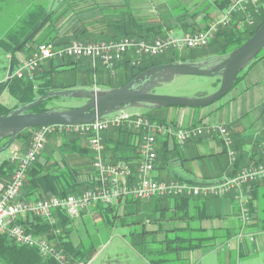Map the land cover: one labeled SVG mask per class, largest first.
Returning a JSON list of instances; mask_svg holds the SVG:
<instances>
[{"label":"crops","instance_id":"crops-1","mask_svg":"<svg viewBox=\"0 0 264 264\" xmlns=\"http://www.w3.org/2000/svg\"><path fill=\"white\" fill-rule=\"evenodd\" d=\"M236 1L72 0L68 2L47 0L45 6L49 11H54L53 17L33 41L15 56L6 55L0 49V81L5 80L12 70H16L22 62L30 58L37 45L46 40L53 39L55 42L65 44L64 46H69L73 43H92L91 39L95 37L116 38L122 33L117 30L127 26L130 19L136 23L131 26L133 35H139L144 32L142 30L151 27L160 31L159 35L151 32V42L169 37H182L204 30L219 20ZM27 5V0H11L3 6L0 13V39L4 38L13 27L20 23L25 14L34 8L28 10ZM17 7L24 8L20 16L11 14ZM233 19L237 21L239 15H235ZM124 38L132 37H121V39ZM216 57L223 56L213 54L196 62ZM85 62L87 61L79 65L82 71L87 69ZM90 63L93 67L97 66L92 61ZM211 79L213 91L196 92L187 96L197 97L216 92L220 87L221 79ZM87 87V85L83 86L82 89ZM96 89L101 90L98 87ZM152 111L153 116L177 128L223 126L228 130L232 141L230 148L223 138L213 135L204 136L185 145H180L173 140L160 143L159 159L153 173L157 181H177L188 184L216 183L226 175L262 164L264 163V58L251 66L220 101L209 107H172ZM135 112L142 113L139 110ZM140 134L137 131L119 133L116 130H110L106 132L104 134L106 160L108 162L126 161L135 172L141 162L142 137L140 138ZM72 138L73 136L59 135L49 137L45 150L40 155L39 163L46 172H52L54 175L71 172L75 175L73 183L97 187V179L92 169L93 154L88 142L83 139L74 143L70 141ZM28 147L21 144L16 146L20 154L24 153ZM85 149H88V152ZM229 149L237 152L235 166L230 163ZM13 164L16 167L17 164ZM56 187L62 190L68 186L61 179ZM85 192L70 195L80 196ZM52 196L49 192L38 191L29 197L25 195L24 201H39ZM127 200L114 207L125 208V204L131 201V199ZM152 203L151 213L156 221H149L147 228L152 232L153 247L160 248L153 251L154 253L163 249V243L167 239L166 233L172 231H180L187 243L197 247L195 250L182 252L178 259L175 256H167L169 261L166 264H243L264 260V180L254 186L251 199L248 200L255 222L247 228H243L240 206L234 194L223 198L177 197L155 200ZM106 207L97 205L85 209L78 219L70 218L71 222L79 221L80 223L82 220L85 222L86 217L92 218V221L99 219L102 217L100 209ZM58 214L60 213L57 211L55 215ZM36 218L39 217H24L21 223L36 228ZM90 221L86 220L87 223ZM71 227H74L73 222ZM82 232L86 233L84 230ZM242 233L243 237L240 238ZM49 234L44 235L49 236ZM55 236L57 241L51 239L57 244L59 237ZM68 237L77 249L81 247L82 243L77 242L71 233ZM252 237L254 240L251 239ZM226 243H230L231 247L220 251L222 245ZM154 253L150 254L149 264H154L153 260L160 262L159 256ZM96 256L97 254L93 259Z\"/></svg>","mask_w":264,"mask_h":264},{"label":"built area","instance_id":"built-area-1","mask_svg":"<svg viewBox=\"0 0 264 264\" xmlns=\"http://www.w3.org/2000/svg\"><path fill=\"white\" fill-rule=\"evenodd\" d=\"M263 0H237L216 22L204 30L182 37H169L147 42L138 38H124L119 41L100 43H73L56 47L54 43H41L32 56L7 75L12 78L34 80L37 70L48 60L65 58L88 59L94 65L101 63L112 76L128 55H133L135 65H140L145 57L164 55L166 51L207 47L221 29L235 26L239 31L253 28L256 15ZM239 15L234 21L233 17ZM126 128L141 133V162L136 171L126 161L108 162L105 157L104 134L110 130ZM87 137L93 154V168L96 173L97 187L87 190L80 196H52L44 200L26 202L22 200V191L28 172L45 150L51 136ZM207 135L221 137L230 148L232 145L228 130L219 125L192 126L177 128L172 125L150 120L135 111H122L92 124L66 126L55 125L37 128L32 135L28 149L20 154L15 148L11 161L16 163L15 170L5 187L0 190V234L10 238L18 247H27L38 251L44 259H53L55 264H73L66 251H63L49 237L35 235L20 221L24 217H39L51 226H57V211H66L72 219H78L81 212L97 205L114 206L120 202L153 201L176 199L177 197L223 198L235 195L240 206L243 228L254 224V217L248 200L254 186L264 180V163L244 168L232 175H226L216 183L188 184L177 181L160 182L153 173L158 159L159 144L173 140L185 145ZM230 163H237V152L229 149ZM55 230V235H60ZM243 237V233L239 236ZM254 240V237L251 238ZM230 243L222 245L220 251L230 248Z\"/></svg>","mask_w":264,"mask_h":264},{"label":"trees","instance_id":"trees-1","mask_svg":"<svg viewBox=\"0 0 264 264\" xmlns=\"http://www.w3.org/2000/svg\"><path fill=\"white\" fill-rule=\"evenodd\" d=\"M11 0H0V13L3 6ZM68 2L72 0H66ZM260 13L256 15V25L253 28L245 29L239 31L235 28V26H230L227 28H223L220 32L216 35L215 39L209 45H216V51L214 54L219 56H226L230 52L234 51L235 49L239 48L243 45L247 40H249L255 32L259 29V27L264 22V0L260 5L259 8ZM53 12L49 11L48 7L39 4L34 6L32 10H29L25 17L22 18L20 23L13 27L8 34L2 39H0V49H2L6 55L15 56L17 52L23 50L33 39L37 36V34L43 29V27L51 20L53 17ZM132 24H136L132 19H130V23L127 26H123L121 30V36L116 38H110L109 36H104L101 38H92V43L97 42H109V41H119L121 37H132L145 40L147 42H151V34L159 35L160 31H157V28H149L144 29L141 34L133 35V29L131 28ZM152 32V33H151ZM54 43L56 47H62L65 44L55 42L53 39H49L44 41L43 43ZM39 43L37 47L40 45ZM208 45V46H209ZM36 50V49H35ZM33 51V53L35 52ZM32 53V54H33ZM31 54V56H32ZM264 58V50L259 53V55L253 60L244 70H242L236 78L234 86L240 81L241 77L245 74V72L253 66L255 63L260 61ZM85 62L87 65V69L84 71H94L96 67H93L90 63L91 60H86ZM136 61V58L133 55H129L128 58H125L119 65L118 70L122 74V79L124 80L123 83L120 85L115 86L114 88L121 87L129 83L132 79H134L138 74L142 73L143 71L147 70L150 67L174 63L177 62L175 59H170L166 62H149L144 58L140 65H135L133 62ZM195 61V60H192ZM83 61L74 60V59H62V60H48L40 68L37 70L34 80L28 79H19V78H12L10 80H3L0 81V115H4L9 113L10 111L18 108L21 105L31 103L38 98L47 95L50 92L56 90H66L70 89L71 87L65 85L64 83L58 82V77L65 72L75 70ZM186 62V60L184 61ZM14 63V61H13ZM88 64L92 67L91 69L88 68ZM12 70L11 72H13ZM82 71V70H81ZM84 86L92 87L94 84L89 79V81L84 82ZM233 86V87H234ZM7 93L9 96L16 100V104L13 108H8L2 102L3 95ZM48 101V100H47ZM49 110L46 108V101L42 104L34 107L31 109V112H43ZM145 116L144 113H141ZM146 117V116H145ZM150 120L156 121L154 119L149 118ZM158 122L164 123L163 120H159ZM37 128L32 130H28L23 132L15 141L16 145L21 144L24 146H29L33 132ZM119 133H130V131L126 128L123 129H114ZM52 137V136H51ZM141 138V134H140ZM10 137L5 138L0 142V148L4 147L9 142ZM85 139L88 142L87 137H77L73 136L70 140L72 142H79ZM105 144V141H104ZM89 149V148H88ZM88 149L85 151L88 152ZM90 152V150H89ZM159 148H158V159H159ZM40 158V157H39ZM39 158L37 162L32 166L30 171L28 172V176L22 191V200L25 199V195L27 197L32 196L35 192L44 191L46 193H50L51 196H58V197H67L70 194L79 195L82 191H87L90 189H94V186H85L83 183H73L75 182V175L71 172L67 173H59V174H52V172H46V169L41 166L39 163ZM157 159V161H158ZM127 160V159H126ZM56 169V168H55ZM93 173L96 179V173L93 168ZM15 170V165L10 161V159H6L0 164V176L5 175L10 180L13 172ZM63 179L66 182V189L59 190L56 187V184ZM72 179V181H70ZM81 188V190H78ZM133 203L127 202L126 205ZM127 209V207H126ZM120 209L117 206H107L106 208H101L100 213L101 216L112 214L114 218L119 217ZM60 214L57 216L55 215L58 225L51 226L46 221L42 222V219L36 218L35 223H37L36 228L26 226L30 232L33 234H37L40 236H46L52 238L54 241H57V237L55 236L54 231L60 230V234L58 235L59 240L57 245L63 251H66L69 257L71 258L72 262L78 264L82 262L84 264H88L93 257L97 254L98 250H96L95 242L89 244L88 246L85 244L81 245L79 249H77L73 242L68 237L69 230H66V226L72 224L71 219L68 215H66V211H58ZM56 214V213H55ZM21 223V221H20ZM23 224V223H21ZM142 232L143 237L145 239L146 236V229H143ZM53 232V233H50ZM50 233V234H49ZM49 234V236L44 235ZM167 239L164 241V247L159 252L154 253V255L159 256L160 262H154V264H166L169 259L167 256H175L177 259L182 252L185 251H192L195 250L197 247L191 246L190 243H187L184 239L183 235L180 231H172L167 232ZM94 241V240H93ZM150 259V255L147 254ZM0 264H55L53 259H44L41 254L36 251L35 249L27 248V247H18L16 246L13 241L5 235L0 234Z\"/></svg>","mask_w":264,"mask_h":264},{"label":"water","instance_id":"water-1","mask_svg":"<svg viewBox=\"0 0 264 264\" xmlns=\"http://www.w3.org/2000/svg\"><path fill=\"white\" fill-rule=\"evenodd\" d=\"M264 50V22L243 45L226 56L208 58L201 62H174L148 68L124 86L109 90L66 89L48 93L37 100L0 115V142L10 137L0 148V154L9 150L17 138L34 128L92 124L122 111L154 110L169 107L206 108L220 101L234 86L237 76ZM183 76L220 78L219 89L210 95L176 97L157 94L156 91ZM79 98L87 102L69 110L31 112L43 102L56 98ZM96 256L90 264H94Z\"/></svg>","mask_w":264,"mask_h":264},{"label":"rangeland","instance_id":"rangeland-1","mask_svg":"<svg viewBox=\"0 0 264 264\" xmlns=\"http://www.w3.org/2000/svg\"><path fill=\"white\" fill-rule=\"evenodd\" d=\"M46 2L47 0H27V8L29 10V8H32L40 3L45 5ZM22 10L24 11V8H14L11 14L14 16H20L23 12ZM215 51L216 45H209L203 48H186L182 51L171 49L166 51L164 55L145 58L149 62H166L170 59H175L177 62H184L185 60L187 62L192 60L200 61L210 55H213ZM86 60L87 59H82L81 61ZM88 68H92L90 64H88ZM57 79L59 83H64L65 85L70 86V89L72 90L82 89L85 85L84 82L89 81V79L92 81L94 86L87 87V89L90 88L92 90L96 89V87L101 90H109L117 85H120L124 81L122 79V74L118 70V66L115 71V76H112L110 71L102 66L101 63L97 64L94 71H81L78 66L75 70L63 73ZM212 82V79L209 77L183 76L176 78L172 83L157 89L156 93L161 95L186 97L187 95H192L196 92L213 91L214 86L212 85ZM2 102L8 108H13L16 104V100H13L7 93L3 95ZM86 102L87 100L85 99L56 97L46 101V108L49 110H69L81 107ZM139 111L144 113L147 118L158 121V118L152 115V110ZM16 146V143H14L9 150L0 154V164L6 159H10L11 161L12 154ZM7 182L8 178L5 175L0 176V190L5 187ZM154 201L155 200L148 202L132 201L133 203L128 205L125 204V208H120L118 211L119 217L117 218H114L112 214H106L99 219H94L93 221L92 218L88 219V217H86L85 222L83 220L82 222L80 221V223L79 221H72L74 227H71V224H69L68 226L70 227L66 226L65 228L66 230H69V233L76 238L77 242H81L82 245L84 241L85 246L95 242L96 250H98V257L94 261V264H117L115 260L120 261L121 264H149L150 259L147 254L150 255L151 253H154L153 251L156 249H160L158 247H153L154 243H152V232L147 228L149 226V221H156L155 216L151 213V205ZM86 220L91 221L90 223H87ZM144 228L147 231L146 235H148L145 239L142 234V232H144ZM82 230L86 233L82 232ZM156 239L158 240L159 238ZM147 246L152 247L148 248ZM263 261H249L244 262L243 264H262ZM78 264L84 263L82 261Z\"/></svg>","mask_w":264,"mask_h":264},{"label":"flooded vegetation","instance_id":"flooded-vegetation-1","mask_svg":"<svg viewBox=\"0 0 264 264\" xmlns=\"http://www.w3.org/2000/svg\"><path fill=\"white\" fill-rule=\"evenodd\" d=\"M115 262H116L117 264H121L120 261H116V260H115ZM108 264H109V263H108Z\"/></svg>","mask_w":264,"mask_h":264}]
</instances>
